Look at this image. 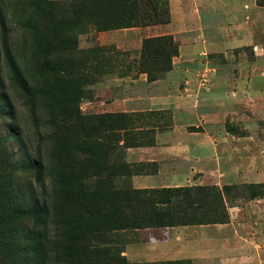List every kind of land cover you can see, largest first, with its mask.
<instances>
[{"label": "rangeland", "instance_id": "obj_1", "mask_svg": "<svg viewBox=\"0 0 264 264\" xmlns=\"http://www.w3.org/2000/svg\"><path fill=\"white\" fill-rule=\"evenodd\" d=\"M88 1L91 0H0V144L12 161L9 190L11 197L16 199L13 203L28 207L31 200H35L55 207L56 219L49 218L43 228L38 227L47 237L52 236L54 230L60 234L58 224L70 218L71 204L53 200L56 190H62L66 182L61 177L63 173L72 178L71 181L75 180V188L82 185L84 190L90 191L95 187L100 192L98 216L93 221L85 216L78 220L81 223L79 231L86 232L84 237L87 235V239L77 241L86 245L85 250L81 249L83 255L79 260L71 258L68 263L67 258L63 259L60 244L55 248L48 245L51 251L47 264H124L121 255L126 243L124 235L133 229L106 232L91 241L92 230L97 227L93 225L123 223L125 207H136V203L127 201L129 196L122 191L137 190L132 186V176L156 168L148 164H129L126 149L151 146L158 136L169 138L171 131L169 111L140 110L144 108L143 99L152 92L153 83H165L174 57L170 58L169 70L155 73L153 82L138 71L145 39L160 40L157 44L164 46L166 43L164 53L171 55L176 48L178 55V42L167 32L170 1L132 0L136 14L130 21L124 15L130 11L128 3L103 0L106 3L91 10L85 3ZM213 1L207 2L213 4ZM215 4L217 16L215 21L207 17L208 26L251 25L253 31L245 32L248 45L219 54L220 69L233 78L224 80L222 85L246 90L252 83L254 89H264L262 70L254 76L248 75L256 49L253 43L261 44L260 54L264 56V0H216ZM147 26L157 27L152 29L153 37L141 43H125L127 39L123 33ZM169 43L173 44L171 50ZM152 45L147 51L152 50ZM8 58L14 61L24 87L13 79ZM66 68L68 74L62 72ZM122 100L128 101L123 104ZM241 114H244L242 122L226 121L213 132L219 136L227 133L226 136L238 139L231 141H240L238 146H230L237 154L235 165L240 172L251 167L250 163L261 172L264 167V117L254 113L255 121L252 122L245 116L252 119L253 113L245 110ZM90 143L109 147L107 159L118 158L129 164L123 176L113 178L114 188L111 189L108 179L105 182V174H118L117 169L105 173L106 163L94 156ZM63 158L65 163L60 166ZM38 159L42 163L39 183L31 171V161ZM23 167L28 171L22 170ZM259 183L239 178L233 185ZM120 190L122 193L117 196L105 193ZM247 202L249 200L228 199L226 206L244 208ZM77 209L80 208L77 206ZM25 227L33 230V222L28 221ZM23 228L24 225L18 228L17 223L13 226L18 231Z\"/></svg>", "mask_w": 264, "mask_h": 264}, {"label": "crops", "instance_id": "obj_2", "mask_svg": "<svg viewBox=\"0 0 264 264\" xmlns=\"http://www.w3.org/2000/svg\"><path fill=\"white\" fill-rule=\"evenodd\" d=\"M169 1L167 32L178 42V55L172 60L165 83H153L140 111H169L170 137L158 136L151 146L126 149L129 164L156 166L154 171L132 176L133 188L222 187L238 183L239 178L264 182V167L261 172L253 163L242 172L236 167L237 154L230 146H238L240 141H231L233 137L227 133L219 136L213 132L226 121L242 122L245 110L253 113L252 119L245 116L252 122L254 113L264 117V89L256 90L252 83L246 90L222 85L233 78L220 69L217 60L220 53L248 45L245 32H253L251 25L208 26L207 17L215 21L217 16L216 0L213 4L209 0ZM156 28H134L123 33L124 41L141 43L153 37L152 29ZM255 44L248 75L262 70L264 84V56L260 54L261 44ZM122 101L125 104L128 100ZM227 209L229 221L224 224L130 231L124 235L121 255L127 264H264V199L251 200L244 208L234 205Z\"/></svg>", "mask_w": 264, "mask_h": 264}, {"label": "trees", "instance_id": "obj_3", "mask_svg": "<svg viewBox=\"0 0 264 264\" xmlns=\"http://www.w3.org/2000/svg\"><path fill=\"white\" fill-rule=\"evenodd\" d=\"M111 2L107 1V3ZM117 2L128 3L131 6L129 13L124 15L126 20H134L136 8L132 4V0H118ZM85 3H88L89 8L94 10L101 4L106 3V1L91 0ZM158 41L160 40L155 38L143 41L142 53L138 63L139 73L146 74L149 82L156 80L155 76H153L155 73L168 71L171 66L170 58L177 56L176 48L171 55L164 53L162 50L165 49L163 47L166 43L161 46L157 44ZM150 44H153V48L147 51V47ZM168 48L171 50L173 44L169 43ZM8 63L13 79L24 87V82L14 61L8 58ZM68 70L66 68L62 72L68 74ZM3 146L0 144V264H47L48 254L51 251L50 246L52 245L55 248V245L58 244H60L59 246L64 256L63 259L67 258L69 260L68 263L71 262L73 257L79 260L83 255L81 249L85 250L86 245L79 244L77 241L87 239V235L84 237L86 232L79 231L81 223L78 220L85 216L88 217V221L89 219L93 221L98 216L97 205H100V202L97 199L100 197L98 195L100 192L98 193L95 187L90 189V191L84 190L82 185L75 188V180L71 181L72 178L63 173L61 177L66 179V182L63 184L62 190H56L57 193L54 195L53 200L71 204L68 211L70 218L58 224L61 227L58 230L60 234L54 230L52 236L48 235L46 237L38 227L43 228L44 222L49 220V218L52 221L56 219L57 210L55 207L50 208L46 203L40 204L35 200H31V204L28 207L22 203H13L16 199L11 197L9 190L12 185V171L9 170L12 161L4 148H1ZM90 146L94 148V156L99 157L106 163L104 165L105 173L117 169L118 174H105V182L108 179L109 186L111 189L114 188L113 178L118 175L123 176L122 173L129 164L122 159L120 161L118 158L107 159L110 150L104 144L90 143ZM65 160L63 158V162L59 165H64ZM31 163V171L35 173L38 180L37 183H39L42 163L39 159L31 161ZM22 170L28 171L24 167ZM110 178L111 180H109ZM121 191L112 193L111 191H106L105 193L117 196L123 192L126 197L129 196L127 201H135L136 207H125L126 214L122 221L123 223L117 225L114 223V226L110 223L106 224V222L94 223L93 226L97 227L93 228L94 236L89 240H97L98 235L118 230H134L156 226L170 227L228 223L229 214L226 201L228 199L251 201L264 198V183L242 184L239 186L227 185L221 188L216 186H190L173 189ZM231 192L232 195L230 194ZM77 206L80 208L79 210ZM28 221L33 222V230L25 227V223H28ZM52 221L50 224H52ZM16 223L18 228L20 225H24L22 231L21 229L19 231L13 229ZM48 245H50L49 248ZM124 264H126L125 261Z\"/></svg>", "mask_w": 264, "mask_h": 264}]
</instances>
